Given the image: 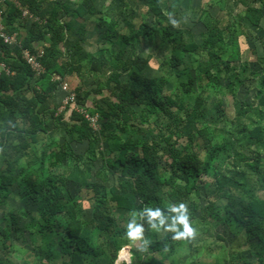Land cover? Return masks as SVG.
<instances>
[{
  "label": "trees",
  "instance_id": "obj_1",
  "mask_svg": "<svg viewBox=\"0 0 264 264\" xmlns=\"http://www.w3.org/2000/svg\"><path fill=\"white\" fill-rule=\"evenodd\" d=\"M184 1L81 0L75 6L60 4L52 12H42V3L38 0H22L33 15L46 22L45 24L35 22L28 31L26 21L22 20L20 12L14 7L10 8L4 21L7 32L25 30L22 49L36 54L38 52L36 44H39L44 54L39 58L42 71L38 74L24 60L21 48L11 49L0 41V65L3 64L9 71V73L3 71L0 74V205L8 202L14 193L15 186H21L20 190L23 194L38 203L37 215L41 217L32 218V230L35 232L40 230L43 234L40 237L39 258L44 255L69 258L62 264H86L87 261L88 264H115L119 252L131 241L126 236L129 229L121 227L119 225L121 222L111 214L112 207L115 206L130 214L137 213V219H140V216L142 218L140 224L145 230L147 242L143 248L144 255L135 253L132 264H178L170 261L172 254L178 250L177 245L173 243L176 241L173 239L175 232L160 226V220H164V225L172 222L175 217L171 209L172 203L186 202L191 191L194 190L193 185L187 188L179 185L178 181L189 182L193 177H199L210 170L215 158V149L211 150V148L216 147L211 146V143L215 141L216 128L212 121H208L207 108L203 106L186 111L183 117L177 116V113H169L172 116L173 125L167 128V132L159 131L157 135H154L152 130L145 135L153 138L152 143L145 138L144 141H139L140 143H132L138 138V133L129 134L122 123L130 124V130L140 133L141 129L138 124L143 123L147 118L143 114L144 111H134L131 108L132 105L146 103L150 107L148 111L151 112H155L159 106L162 107L156 98H150L154 96L156 90L161 91L162 87L168 84V79L161 78V86L157 87L155 81L144 75L148 61L142 57H130L123 65L111 60L114 70L112 82L115 83L113 94L118 101L115 102L111 98L105 99L107 109L101 108L99 114L95 112L97 110L93 106L92 109L95 111L89 113L87 109L90 108L89 105H82L81 89L73 88L68 78L75 72L74 68L80 67L78 64L81 58L91 63L89 71L97 76L95 73H101L105 69L103 60L112 58L111 53L110 57L105 49H101L96 55H90L85 51L80 53V47L84 50L81 43L85 40L81 42L78 38L75 39L77 41L71 40L70 42L66 36L77 28L80 33L85 32V23L93 21L97 24L100 39L104 41L117 39L121 43L122 54L118 57L119 60L125 54L124 49L127 46L132 45L136 48L138 45V48L142 49V43L151 40L153 34L161 36L164 42L174 46L180 32L170 27L175 15L172 11H178L180 7H184L186 3ZM134 3L138 8L133 6ZM260 5L262 6L259 8L247 7L245 18L252 27L263 31L264 34V0H260ZM144 7L148 8L149 16H154L152 24H149L144 15H141ZM184 10L187 9L184 8ZM190 13L196 20L194 23L201 29L200 32H203L201 42L194 41L188 45H182V48L186 52L201 54V60L197 64L199 74L202 73L205 77L218 82L216 75L220 70L218 51L224 55L228 54L223 65L224 69L221 70L224 71L223 76L231 81L239 79L238 67L243 65L239 66L240 48L236 18L228 19L222 27L224 21L220 18L210 20L207 13L205 18L198 15L199 12L190 11ZM71 15L74 19H81V21L67 23L65 19ZM198 16L201 17L198 18ZM137 17L143 18L140 28L134 23ZM123 22L131 33H123L125 27ZM260 43L264 48L263 39ZM61 45L64 46L63 49L60 48ZM74 47L77 50L76 58L72 51ZM64 50L67 52L64 53ZM79 55L81 57L77 59ZM260 57L256 59L264 66V56ZM178 59V54H174L169 62L179 66ZM250 67L251 64H248L247 68L250 69ZM121 70L128 71L129 77L126 82L121 81L122 74L119 73ZM198 78L202 77L198 75ZM64 84H67L69 90L73 91L76 99L63 113L59 112V107L62 105L57 100L62 94L65 95ZM256 86L258 116L264 119V78ZM169 97L170 106H177L173 101L174 97ZM235 103L237 107L241 105L236 101ZM250 108L256 111L255 105H250ZM68 111L71 112L74 120L73 124L65 127L69 140L56 147L59 142H48L52 138L51 126L54 125L58 130H62L64 125L61 119ZM242 116L243 113L237 114L236 122H240L239 118ZM88 117H98L101 130H97V126L94 127ZM116 123L122 126L124 135L116 138L108 133L107 139H113L111 151L118 149V158L112 161L105 158L107 155L105 152L100 151L99 153L109 168V172L120 171L122 175L137 176L138 182L135 186L127 182L129 190H126L124 185L120 188L113 187L110 191V198L99 200L93 209V219L86 221L81 218L80 210L76 209L75 204H69L71 199L69 185L90 184V177L93 173L92 161H90L93 153L91 150L100 149L102 138L110 131V125ZM240 128V125L236 127L239 137H234L233 141L236 143L241 139ZM178 134L180 137L187 138L186 146L181 147L177 141L173 140ZM259 136L255 144L260 147L264 145V130ZM198 138L204 140L206 150L209 148L206 159L201 157L199 148L195 149ZM222 138L223 144L229 143L230 138ZM72 141L78 143L88 141V148L82 155L84 159L86 158L83 168L78 166L72 170L69 166V159L80 156L72 149L67 150ZM136 143L142 145L144 159L136 157L135 154L133 156L128 154L130 145ZM160 150H163L165 156L170 159L173 173L177 175L166 180L158 178L164 181V185L171 187L170 196L164 197L157 193L155 187L148 184L149 179L153 180L150 177L158 172ZM255 159H246L248 168L254 169L259 156ZM52 170L58 174L53 175ZM228 180L224 182L227 183ZM138 200L141 201L138 202ZM231 207L228 216L222 221L232 224L234 221L238 222L239 218L240 220L243 218L242 225L247 229L248 240H259V245H255L257 264H264V202L253 203L242 199L240 203L231 201ZM147 209L152 211L159 209L162 216L150 220ZM193 210L196 212L197 206H194ZM43 222L46 224L42 229ZM52 226L59 233V238L49 236L48 232H51ZM1 227L3 226H0V231L4 235L2 250L7 252L12 247L10 232ZM161 228L164 232H168L165 236L163 234L162 237L157 238ZM144 258L148 260L145 261ZM0 264H10V262L2 257Z\"/></svg>",
  "mask_w": 264,
  "mask_h": 264
},
{
  "label": "rangeland",
  "instance_id": "obj_2",
  "mask_svg": "<svg viewBox=\"0 0 264 264\" xmlns=\"http://www.w3.org/2000/svg\"><path fill=\"white\" fill-rule=\"evenodd\" d=\"M184 3L185 6L180 7L178 11H172L175 15L170 27L174 31L180 32L174 46L164 42L161 36L153 34L154 36L151 40L142 43V49L138 48V45L136 48L132 45L127 46L124 49L125 54L119 60L118 57L122 54L121 43L117 39L104 41L102 38H98L97 35V41L100 40L101 47L105 49L108 57H110L111 53L112 58L103 60L105 69L101 73H95L97 76L89 71L91 63L87 59L81 58V62L78 64L80 67L74 68L75 72L68 78V81L73 88L81 89V102L84 106L89 105L90 108H87L88 112L97 110L95 112L100 114L101 108L107 109L105 99L111 98L115 102L118 101L113 94L115 87V83L112 82L114 70L111 63L113 61L123 65L130 57L139 56L148 61V67L144 75L155 81L157 87L161 86V78L168 79V84L162 87L161 91L156 90L154 96L150 98H156L158 103L162 104V107L159 106L155 109V112H151L148 111L150 107L146 103H134L132 105L131 108L134 111H144L143 114L147 116L143 123L138 124L141 129L140 133L130 130V124L124 125L122 123V126H125L129 134L135 135L138 133V138L132 143L142 142L144 138L152 143L153 138L145 136L152 130L154 135H157L159 131L167 132V128L173 125L172 116L169 113H177V116L183 117L186 111L205 106L208 111V121H212L214 123L213 126L216 128L215 141L211 143V146L215 145L216 147L211 148V150L215 149V158L208 173L193 177L189 182L185 180L178 181L179 185L187 188H191L193 185L194 190L191 191L186 202L180 201L177 204L173 202L171 209L179 207L181 203L186 205L189 210V220L192 227L196 230V235L194 238L176 239L173 243L177 245L178 250L172 254L170 261L178 264H257V248H255V245H259V240H248L247 229L242 225L243 218H241L242 220L239 218L238 222L234 221L232 224H227L222 220L228 216V211L232 209L231 201L240 203L242 199H245V201L253 203L264 202V145L259 147L255 144L260 137L259 134L261 135L262 130H264V119L258 116L259 110L256 107V84L264 78V66L257 61L260 55L264 56V48H262L260 43L261 39L264 40V34L263 31L252 27L245 18L247 7L259 8L262 5H260V0H185ZM133 6L138 8L136 3ZM184 8L187 10L185 11ZM190 11L193 13L199 12L198 15H202L204 18L207 13L210 20L220 18L224 21L222 27H224L228 19L236 18L240 48L239 66L243 65L238 67L239 79L231 81L223 76L224 71L221 70L224 69L223 65L228 54L224 55L218 51L217 57L220 65V70L216 73L218 82H215V79L205 77L202 73L199 74L197 64L201 60V54L186 52L182 48V45H188L194 41L201 42L203 33L200 32L201 29L197 24L194 23L196 20L193 19L194 17ZM148 14V8L144 7L141 15H144L148 23L152 24L154 16H149ZM200 17L198 16V18ZM123 20L128 22L125 18ZM134 23L140 28L141 24H143V18L137 17L134 19ZM124 26L123 33H131L125 23ZM22 32L25 35V31ZM78 38L81 42L85 40V42H82L83 45H81L84 49L88 44L92 45L88 38L84 39L80 36L75 39ZM40 49L43 50L42 47L37 50L42 52ZM80 49V53L85 51L81 47ZM72 51L76 58V48L74 47ZM65 52L67 50H64ZM174 54H178L179 66L169 62L173 59ZM80 57L81 55L77 59ZM111 60L113 61L111 62ZM161 63L163 64L161 65ZM248 64H251L250 69L247 68ZM119 73L122 74L121 81L126 82L129 77L128 71L121 70ZM198 75L202 78L199 79ZM67 95L66 93L65 95L62 94L57 102L62 105ZM169 96L174 97V99H171L176 102L177 106H170ZM235 101L241 105L237 107ZM250 105H255L257 112L254 108H250ZM93 106H95V110L92 109ZM61 110L60 106L59 112ZM240 113H243V116L239 118L240 122H236L237 114ZM93 119L97 130H101L98 117ZM61 120L64 128L58 130L52 125V138L48 140L49 143L59 142L56 147L60 143L69 140L65 133V127L74 123L70 111L65 113ZM238 125L241 126L239 129L241 139L236 143L233 139L234 137L239 138L236 131ZM122 126L117 123L110 125V131L102 138L100 149L91 150L93 153L90 161H92L93 173L90 177V184L82 186L69 185L68 190L71 197L69 204H75L76 209L80 210L81 218L86 221L93 219V209L99 200L110 198V191L113 187L120 188L124 185L125 189L129 190L130 187L127 182H131L133 186L138 182L137 176L122 175L120 171L109 172V168L99 153L100 151L105 152L107 154L105 158L112 161L118 158L119 150L111 151L113 139H107V134H113V137L116 138L124 135ZM222 137L230 138L229 143L223 144ZM173 140L177 141L181 147L187 145V138L180 137L179 134ZM196 140L198 144L197 146L195 145V149L199 148L198 151H200L201 157L206 159L209 148L207 151L202 138ZM139 143L130 145L128 154L130 156L135 154L136 157L144 159L142 145H139ZM88 145V141L81 143L72 141L71 145L67 147V150L72 149L76 154L80 155L69 159L68 163L72 170L78 166L83 168L86 158L84 159L82 155L86 152ZM258 156L259 160L256 161L254 169L248 168L246 159H255ZM170 162L163 150H160L158 172L150 177L153 180L149 179L150 181L148 182L163 197L169 195L171 187L164 185V181H160L158 178L166 180L171 176H177L174 175ZM52 173L53 175L58 174L53 170ZM226 179H229L227 183L224 182ZM20 187L15 186L14 193L8 202L5 205H0V226L10 232L12 241L10 250L4 252L2 250L4 235L0 231V258L8 259L10 264H62V262L69 260L66 256L51 257V255H44L42 258L38 257V250L41 245L40 237L43 234L40 230L38 232L32 230V218L36 216L35 219H39L41 217L37 215L38 203L25 196ZM140 201L138 200V202ZM194 206H197L196 212L193 210ZM112 210V216L121 222L119 223L121 227L129 229L128 225L132 224L143 228V225L140 224L142 218L140 216V219H137V213L130 214L115 206L112 207ZM174 213L177 216L175 211ZM172 223L173 221L165 223V225L164 223L160 224V226L168 230V226ZM45 224L43 222L42 229ZM178 227L182 230V226L178 225ZM51 228V232H48L49 236L59 238V233L53 226ZM168 231L164 232V229H159L158 232L160 233L157 238L162 237L163 234L165 236ZM146 242V233L143 228L141 238L134 241L131 240L129 245L119 252L115 264H132L133 260L131 259L129 263H120V256L123 252L130 253L129 250H126L130 247L133 248L134 252L141 253L143 256V248L146 246ZM86 264H88V261Z\"/></svg>",
  "mask_w": 264,
  "mask_h": 264
},
{
  "label": "built area",
  "instance_id": "obj_3",
  "mask_svg": "<svg viewBox=\"0 0 264 264\" xmlns=\"http://www.w3.org/2000/svg\"><path fill=\"white\" fill-rule=\"evenodd\" d=\"M12 7H14L16 10L20 12L22 20H25L26 23L27 21L30 20H32L33 22H39L40 24H45L46 22L40 20V18L33 15L29 7L23 4L22 0H0V41H2L5 45L9 46L11 49L16 47L22 49L23 33L22 32L8 33L4 22L5 17L8 15V12ZM22 52H23L24 60L31 66L32 70L40 74L42 71V66L39 62V58L43 56L44 52L38 51L36 54H32L29 50L26 49H22ZM0 67L2 68V71L9 73V71L6 69V67L3 64H1ZM63 91L68 95L61 106L62 109L61 112H63L68 107V105L70 104L72 105V103L76 99L75 94L69 90L67 84L63 85ZM88 119L92 122V125H94L95 123L94 119L89 117ZM94 127H96V125H94ZM119 261L120 263H129L130 262L129 252H125L124 255H121Z\"/></svg>",
  "mask_w": 264,
  "mask_h": 264
},
{
  "label": "crops",
  "instance_id": "obj_4",
  "mask_svg": "<svg viewBox=\"0 0 264 264\" xmlns=\"http://www.w3.org/2000/svg\"><path fill=\"white\" fill-rule=\"evenodd\" d=\"M38 1L42 3V9H41L42 12H46V11L52 12L53 9H55L60 4H64L66 6H75L81 0H38ZM65 21L67 23H73V21L80 22L81 19L80 20H76L71 15V16H67ZM34 23L35 22H33L32 20L27 21V24H26L27 31L31 28V26ZM23 31H25V30H23ZM99 33L100 32H99V30L97 28V24L94 23L93 21H88L87 23H85V32L80 33L79 32V28H77L73 32L70 31L69 36H66V37H68L67 40L70 41V42H71V40L77 41V40H75V38L80 37V36H82V38H84V39L88 38V40L91 42L92 45L90 46V44H88L84 50H85L86 53H88L90 55H96V54H98L100 52L101 49H103L101 47L100 40L97 41V35H98V38H100V34ZM23 35H24V33H23ZM38 45L39 44H36V47L37 48H41V46L40 45L38 46ZM81 45H83V44L81 43ZM60 48L63 49L64 46L61 45ZM40 50H42V49H40ZM42 51H44V50H42ZM2 72H3L2 68L0 67V74ZM126 250L130 251L129 255H130V259L131 260H134V258H135L134 254L135 253L136 254H141V253L134 252L133 248H131V247L127 248ZM132 256H133V258H132ZM157 258H159V257H157ZM144 260L147 261L148 258H144Z\"/></svg>",
  "mask_w": 264,
  "mask_h": 264
},
{
  "label": "clouds",
  "instance_id": "obj_5",
  "mask_svg": "<svg viewBox=\"0 0 264 264\" xmlns=\"http://www.w3.org/2000/svg\"><path fill=\"white\" fill-rule=\"evenodd\" d=\"M172 211L177 213V216L173 218V223L168 226V230L175 232V236L173 239H181V238H194L196 235V230L192 227L189 220V210L184 203H181L179 207H173ZM150 220H155L162 216L159 209L156 211H152L151 209H147ZM160 223L163 224L164 220L161 219ZM182 226V230L178 227ZM129 231L127 233V237L130 240L140 239L143 233V228L139 225L133 226L132 224L128 225Z\"/></svg>",
  "mask_w": 264,
  "mask_h": 264
},
{
  "label": "bare ground",
  "instance_id": "obj_6",
  "mask_svg": "<svg viewBox=\"0 0 264 264\" xmlns=\"http://www.w3.org/2000/svg\"><path fill=\"white\" fill-rule=\"evenodd\" d=\"M122 255H124V252L122 253ZM124 258V257H123Z\"/></svg>",
  "mask_w": 264,
  "mask_h": 264
}]
</instances>
